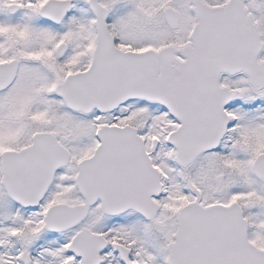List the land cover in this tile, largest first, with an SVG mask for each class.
Here are the masks:
<instances>
[{
	"label": "snow or ice",
	"instance_id": "1",
	"mask_svg": "<svg viewBox=\"0 0 264 264\" xmlns=\"http://www.w3.org/2000/svg\"><path fill=\"white\" fill-rule=\"evenodd\" d=\"M0 264H264V0H0Z\"/></svg>",
	"mask_w": 264,
	"mask_h": 264
}]
</instances>
